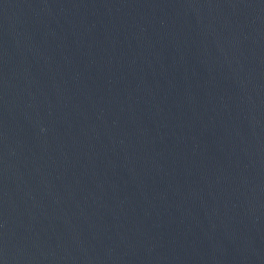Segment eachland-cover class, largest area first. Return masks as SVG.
Masks as SVG:
<instances>
[{
  "label": "water",
  "instance_id": "water-1",
  "mask_svg": "<svg viewBox=\"0 0 264 264\" xmlns=\"http://www.w3.org/2000/svg\"><path fill=\"white\" fill-rule=\"evenodd\" d=\"M0 264H264V0H0Z\"/></svg>",
  "mask_w": 264,
  "mask_h": 264
}]
</instances>
